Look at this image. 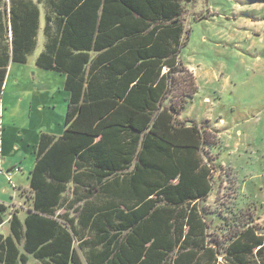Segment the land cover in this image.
Segmentation results:
<instances>
[{
  "label": "trees",
  "instance_id": "trees-1",
  "mask_svg": "<svg viewBox=\"0 0 264 264\" xmlns=\"http://www.w3.org/2000/svg\"><path fill=\"white\" fill-rule=\"evenodd\" d=\"M193 1L0 0V139L8 67L36 50L41 6L36 65L70 92L63 134L39 138L32 208L0 233V264H264L259 226L210 233L214 139L177 119L197 91L180 58Z\"/></svg>",
  "mask_w": 264,
  "mask_h": 264
},
{
  "label": "rangeland",
  "instance_id": "rangeland-1",
  "mask_svg": "<svg viewBox=\"0 0 264 264\" xmlns=\"http://www.w3.org/2000/svg\"><path fill=\"white\" fill-rule=\"evenodd\" d=\"M185 8V43L180 58L194 71L197 91L177 119L188 125L197 124L208 138L214 139V145L204 153L214 165L213 191L202 203L208 212L210 233L224 241L228 231L250 225L259 226V233L264 235V49L251 48L254 40L247 39L249 34L254 38L264 27V0H194ZM43 44L41 31L38 47L28 62L16 64L23 71V81L30 80V86L42 88L48 102L45 116L34 122L26 115L18 126L28 129L36 124L38 130L46 129L50 114L57 113L63 116L64 131L70 101L66 76L58 74L64 77L63 89L68 93L67 100L60 98L58 107L49 104L61 95L55 83L50 82L51 87H47L46 83H38L35 76V69H39L35 57ZM18 137L22 135L18 133ZM22 143L17 141L14 149ZM28 149L34 151L33 147ZM20 154L11 155L10 159H18ZM31 156V169L22 175L23 186L34 168L35 156ZM3 158L0 157V197L6 200L8 211L0 232L7 234L10 208L21 197V189L17 196L16 181L8 177L11 160L5 164Z\"/></svg>",
  "mask_w": 264,
  "mask_h": 264
},
{
  "label": "crops",
  "instance_id": "crops-1",
  "mask_svg": "<svg viewBox=\"0 0 264 264\" xmlns=\"http://www.w3.org/2000/svg\"><path fill=\"white\" fill-rule=\"evenodd\" d=\"M5 1L7 3L9 2V0H5ZM40 19H41V30H40L41 32L43 31V28L45 25V10L43 6H41ZM259 31H260L259 33L255 34L256 36H254V38L251 36V34H249V37L247 39H249L248 41H250L251 38L254 40L251 43V48L257 46L260 49V46H261V50H262L264 49V27L261 28ZM40 32L37 38V47H38ZM44 43H45V37H44ZM43 47H44V44H43ZM39 54H37V57ZM35 59L37 58L35 57ZM17 64L11 63L9 65L7 77L4 82V88L2 92L1 119H2L3 129L1 132V139H0V157H4L3 160L5 161V164H7L8 161L11 160L10 159L11 155L16 154L17 152L21 153L18 159L11 160L10 170H12V172L9 173L8 175H10L11 181L13 180L16 181L15 186H14V192L16 195H17L18 189H21V197H17V202H15V204L11 206L10 214H11V211L17 209L19 210L20 217L24 219L27 215L28 210L32 208V202H33V198H32L33 193L31 192V189H30V180H29L30 172L28 174L27 184L23 186L21 184V179H23L22 178L23 173H27L31 169L30 168V165L32 162L31 155H34L35 160H36V150H37V146L39 143L40 135L41 133H48L56 137H60L64 131H63V126H62L63 116L57 113L50 114L51 115L49 117L50 121L47 122L46 129L40 128V130H38L36 127V124H34L35 126L33 127L31 126L28 129H24L23 127L21 128L18 126L19 121L24 119L26 115H29L28 116L29 119L34 122L37 120V117L45 116L44 110L47 107L48 102L44 100V93L41 92V89H42L41 87H38L35 85L30 86L29 85L31 84L30 80H24V81L22 80V77H24V74H23L22 69L19 66H17ZM35 70H36L35 76H36V79L38 80V83H42V84L46 83L47 87H51L49 83L54 82L56 85V89L61 94L60 97H58L57 101L54 98V101L49 102V104L51 103L54 105V107L56 106L58 107L59 102L61 101L60 98H64V100H67L68 93L65 92L63 89L65 80H64V77L62 76V75L66 76V74L51 71V70H43L40 68L35 69ZM189 70L194 73L192 69H189ZM58 74H62V75H58ZM53 95L55 96L56 93H54ZM26 101H28L27 105L25 104ZM64 129H65V126H64ZM18 133L22 135L21 138L18 137ZM17 141L19 142L23 141V143L20 145H17L16 149H14V144L17 143ZM29 146L33 147L34 151H30V149H28ZM21 163H23L22 166H21ZM34 165H35V162H34ZM16 168H20V171L19 172L16 171ZM0 199H1L0 202L6 205L5 203L6 200L3 197H0ZM1 228L2 226L0 227V229ZM9 232L10 231H9V226H8L7 234H4V235H8Z\"/></svg>",
  "mask_w": 264,
  "mask_h": 264
},
{
  "label": "built area",
  "instance_id": "built-area-1",
  "mask_svg": "<svg viewBox=\"0 0 264 264\" xmlns=\"http://www.w3.org/2000/svg\"><path fill=\"white\" fill-rule=\"evenodd\" d=\"M16 171H20V168H16ZM9 179H10V175H8ZM11 180V179H10Z\"/></svg>",
  "mask_w": 264,
  "mask_h": 264
}]
</instances>
